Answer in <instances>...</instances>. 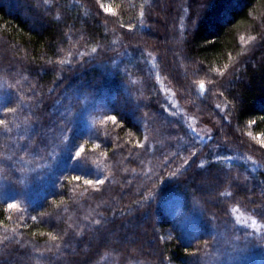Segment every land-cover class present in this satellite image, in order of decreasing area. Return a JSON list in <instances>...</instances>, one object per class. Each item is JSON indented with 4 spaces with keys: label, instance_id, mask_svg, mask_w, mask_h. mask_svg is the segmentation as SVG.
Returning <instances> with one entry per match:
<instances>
[{
    "label": "trees",
    "instance_id": "1",
    "mask_svg": "<svg viewBox=\"0 0 264 264\" xmlns=\"http://www.w3.org/2000/svg\"><path fill=\"white\" fill-rule=\"evenodd\" d=\"M0 75V120L9 117L0 174L13 190L0 193V264L206 263L217 253L215 217L256 213L264 201V0H0ZM137 79L140 104L128 93ZM166 93L212 136L170 185L178 200L165 213L162 201H139L131 174L143 141L137 121L173 108ZM16 123L26 135L11 131ZM225 152L260 164L257 204L243 184H222L212 160ZM204 173L220 186L212 194ZM191 195L204 210L174 223ZM11 198L20 212L8 210Z\"/></svg>",
    "mask_w": 264,
    "mask_h": 264
},
{
    "label": "rangeland",
    "instance_id": "2",
    "mask_svg": "<svg viewBox=\"0 0 264 264\" xmlns=\"http://www.w3.org/2000/svg\"><path fill=\"white\" fill-rule=\"evenodd\" d=\"M155 35H159L158 28ZM167 47H171V44H167ZM148 71L162 91V94L165 93L166 86L164 87V83L156 68L153 66ZM185 76L186 72L182 70L181 79L183 80ZM140 82L141 80L137 79L128 88L130 97L138 104L146 102L144 87H142ZM6 90L7 85L0 75V94L3 92L6 94ZM165 95L170 96L169 101L173 104V108L166 106L159 112L147 114L142 120L137 121L143 131V141L138 149L137 172L131 175H134L139 182L136 191V197L139 198V201L141 203L162 201V204L165 205L166 213L171 212L170 207L175 205L178 200V196H176L177 192L172 187L169 189L170 185L172 186V182L176 180L179 172L190 164L201 146L210 139L212 131L191 119L187 111L183 109L184 107L178 105L172 94L166 93ZM4 98L5 95H2L0 104ZM179 109L183 111H179ZM1 115V124H5L9 117L4 111ZM91 124L95 125V123ZM10 127L12 128H10L11 131L16 135L27 134V132L23 133L24 131H20L18 123L12 124ZM91 131L93 130L87 132V135L94 133ZM239 131L235 129L236 134H240ZM57 138L59 137L56 134L54 141ZM56 149L59 151L58 146ZM23 150L28 151V147L23 148ZM71 150L72 154L69 165L72 163L74 165L76 163L74 160L79 158L83 146L80 143L73 144ZM212 161L217 169V174L223 181V185H226L229 181L243 184L245 188L247 187L249 201L257 204L258 199L256 198V194L259 188L253 177L261 170L258 162L235 152H225ZM31 163L32 161L25 164L30 166ZM19 177L21 176L16 174V180ZM9 180L11 181L9 178L5 180V176L0 174V193L5 194L4 196H6V192L13 191L11 190L12 186ZM219 187L216 183L211 182L206 173H204L202 181L204 193L212 194ZM18 199L25 201L26 205L28 204L30 207L33 206L28 200L29 198H26V195H19ZM212 201L209 199L206 202ZM6 205L8 206V210H14L15 213H18L22 204L11 198ZM10 205H14V207H10ZM185 205H188V209L177 207V211L175 210L173 213L174 217L172 221L178 225L192 224V221L198 219L204 210L202 199L195 195H191L188 203ZM256 206V213H252V211L245 207L246 209L243 210L247 211H243L242 208L237 209L231 217H215L214 226L216 227V232L214 233L216 234H211V236L213 239H216L218 244L217 253L215 255L213 253L210 259L206 260V263L197 260V264H264V201ZM252 215H257V218H254L256 216ZM215 257L217 260H214ZM101 264H106V262L102 261Z\"/></svg>",
    "mask_w": 264,
    "mask_h": 264
},
{
    "label": "snow or ice",
    "instance_id": "3",
    "mask_svg": "<svg viewBox=\"0 0 264 264\" xmlns=\"http://www.w3.org/2000/svg\"><path fill=\"white\" fill-rule=\"evenodd\" d=\"M108 8L111 9V11L109 13L113 12V8L111 6H108ZM112 119H115V118L113 117ZM0 123H2V121H0ZM77 155H79V153H77ZM73 179L78 181L80 179V177H73ZM85 183L88 184V185H91L93 183V181L86 180ZM99 183L102 184L104 182L103 181H100ZM10 207H14V205H10Z\"/></svg>",
    "mask_w": 264,
    "mask_h": 264
}]
</instances>
